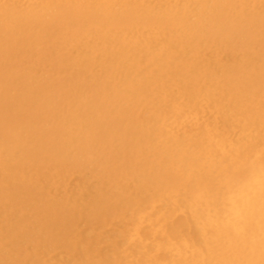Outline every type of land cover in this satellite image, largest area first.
<instances>
[{
    "label": "bare ground",
    "instance_id": "1",
    "mask_svg": "<svg viewBox=\"0 0 264 264\" xmlns=\"http://www.w3.org/2000/svg\"><path fill=\"white\" fill-rule=\"evenodd\" d=\"M252 1L192 0L165 9L159 5L157 9L150 8L137 0H36L26 9L9 0L0 2V206L18 202L16 209L23 212L26 204H31L24 213L37 219L31 224L17 218L6 226L0 264L16 262L22 254L17 243L20 240L43 239L53 244L52 248L58 245L60 249H73L65 241L67 229L73 225L69 215L82 214L88 209L87 204L96 209L97 215L129 209L135 190L130 192L123 187L125 196H117L112 191L118 185L98 191L95 197L93 194L87 203L83 201L80 210L75 208L73 199L63 205L43 202L38 197L43 190L39 177L30 178L26 172L28 165L79 168L93 158L112 166L111 179L116 182L128 178L141 182L146 189H165L168 197H179L187 212L200 222L202 232L193 228L196 239L177 245L180 252L191 251L189 258L180 255L168 260V264H264V154L262 159L255 157L264 135L257 140L254 136L246 141L240 139L238 144L235 142V150L226 149L227 141L219 145L221 148L217 146V153L211 135L207 140L173 135L171 129L178 124L181 111L162 110L154 99L156 95L162 100L166 84L181 85L178 68L196 75L200 81L215 76L219 81L214 89L220 90L225 100L220 106L227 115L224 117L238 116L243 122L240 129L258 130L264 124V51L256 56L245 54V62L220 69H205L202 63L192 65L187 61L189 55L213 43L220 49L237 47L246 52L255 45L249 41L244 47L241 40L254 36L256 45L264 48V11L258 13L249 7L248 11L246 3ZM160 34H166V39ZM56 40L62 45L75 44L80 50L76 60L72 61L71 56L69 62L56 54L63 53L62 45L59 46L51 69L54 76L63 73L64 79H41L35 69L29 68H38L53 59L51 52L47 57V51H43L46 47L41 46H52ZM38 45L41 51L35 53ZM25 58L29 59L24 63ZM96 68L99 73L93 71ZM192 81H186L191 86L183 87L180 97L187 98L193 106L196 100L209 98L211 88ZM201 129L205 132L206 127ZM22 178L26 180L24 186L6 196L10 191L6 192L3 183L13 184ZM76 259L74 264H87Z\"/></svg>",
    "mask_w": 264,
    "mask_h": 264
},
{
    "label": "rangeland",
    "instance_id": "2",
    "mask_svg": "<svg viewBox=\"0 0 264 264\" xmlns=\"http://www.w3.org/2000/svg\"><path fill=\"white\" fill-rule=\"evenodd\" d=\"M2 1L3 0H0V2H2ZM9 1L11 3H17L18 5H21L22 9H26L29 4H31L32 2H34L36 0H9ZM137 1H142L146 6H148L150 8L157 9L158 5H159V8L163 9L164 7L165 8L168 7V5L181 6V5L188 3L189 1L191 2L192 0H187V1L182 0L183 2L181 0H178V3H177V0H170V1L163 0V2L161 1L162 3L160 2V0H137ZM255 1H257V4L253 5L256 3ZM263 1L264 0H254V2L253 1L248 2L250 4V6H249V4L246 3V5H247L246 9L248 11L250 9L251 10L255 9L254 11H257L258 13L261 11L263 12L264 11V2ZM153 2L157 3V4L154 5ZM248 7L250 9H248ZM54 31L58 32L57 30H54ZM162 34H164V33H162ZM162 34H160L161 37L166 39V34L163 36H162ZM97 37H94V39H97ZM46 39H45V41H43V43L46 42ZM256 39L257 38L254 36V37H249L247 41H244V39L241 40V44L244 47L246 46V44L249 41H251V44L255 45V46L251 47L250 49H248L246 52L240 50L241 48L237 49V47H236V49H232V48L230 49V47H228V49H227V47L220 49L219 47L217 48L215 46V44L213 43V45L207 46L205 48H201L198 53L189 55L187 57V61L189 63H191L192 65H198V64L202 63V65L205 66V69H211V67L215 68V69H220L221 67L227 68V67H231V66H238L240 63L245 62L247 60V57L245 56V54H248L251 56H256L259 53H261L260 51H264V48L262 45H258V46L256 45V43H255V41H257ZM47 42H48V40H47ZM59 42H60V40H56L55 42L51 43L52 46H48V47L43 44L41 47H43V48L46 47V49H44L43 51H45V50L47 51V52H45V55L48 53V51H50L51 57L53 58L55 52L60 50L58 47L62 45ZM53 45L54 46L56 45L55 46L56 50L54 49ZM81 45H83V44H81ZM41 47H40V45H38L35 48V53L38 51H41ZM72 47H73V49L75 48L74 51H72L73 50V49H71ZM76 47H75V44H69L68 46L62 45L60 47L61 48L60 51H62L63 53L59 52L60 54L59 53H56V54L59 57H61V59H63V58L66 60L68 59L69 62L71 60L75 61L76 56L78 54V51L80 50L79 47H77V48ZM63 48H64V50H63ZM68 50L69 51L71 50L72 52L71 51L69 52ZM157 50H158V48H157ZM203 55H205V56H203ZM46 56L48 57L49 54H47ZM58 56H56V57H58ZM71 56H72V59H71ZM69 57L71 60H69ZM230 57L232 59L234 58V60H232ZM52 58H50V59H52ZM55 58H53L52 60H47L48 61L47 63H44L43 65H41L38 68L35 65H32V66H30V68L29 67L28 68L30 70L35 69L34 71L38 72L36 74L41 79H45L48 77L52 81L62 80V79H64L65 75L63 73H59V74H57V76H54L52 69H51V64L54 63L52 61ZM189 58H191V59H189ZM194 58H195V60H194ZM28 59L29 58H25L24 63L26 61H28ZM226 62H227V64H226ZM25 67H27V66L25 65ZM96 69H94L93 71H95L96 73H99L100 69H98V68H96ZM95 72H94V74H95ZM177 72L179 73V76H181V82H182L181 85L178 83H171L170 85L166 84L164 86L165 87L164 92L166 94L164 93L163 95L160 96V99L163 100L162 103H161L162 100L157 99V98H159V96H157V97H156V95L154 96V99L157 100L156 102H158V104L161 106V107L160 106H158V107H160L162 110H167V112H171V109L179 110V112L181 111V113H179L180 119L178 118V121H177L178 124H176L173 127V129H171V133L174 132V133H172L173 135H175L177 137H181V138L189 137L193 140H195L196 137H199L196 140H199V139L207 140V139H209V136L211 135L210 138L212 139V143H214L216 145V147L213 150H214V152L218 151L217 153H219V151H220V148H221L220 146L227 141L228 142L225 143L226 149L227 148H231V149L233 148L232 150H235L236 145L241 140L246 141V140H249L250 138H253V136H254L253 139L257 140L262 136V134L264 135V124L262 126H258L259 127V128H257L258 130H256L255 127L249 129L251 131H250V134H248L249 130H243V129H240V127H239L243 123L242 119L240 117L238 118V116H235V115H229L227 118L224 117L227 115L222 111V108L220 106H223V103L225 100L223 98L222 92L219 90L221 92L220 93L219 91L214 89V86H216V84L218 83L219 78H217V77L215 78V76H207V77H204L203 79H201V81H200L198 79V77H196V75L188 74L187 72H183L180 68L177 69ZM61 75H63V76H61ZM191 79H193L192 83L200 82V84L204 85V86H207V84H209V87L211 88L209 90V98H203V99L200 98L198 101L196 100L194 102V104L195 103L196 104L193 106L188 102L187 98L180 97V96H182L183 87H185L186 85H187V88L189 86H191V85H189L190 83L186 82V81L191 80ZM186 83H188V84H186ZM175 87L179 91L177 89H175ZM194 87H196V86H194ZM172 88H174V89L172 90ZM167 91H169V93ZM218 92H219V94H218ZM170 93L173 96H170L169 95ZM174 94H175V96H174ZM168 96H169V99H167ZM178 97H179V99H178ZM170 102H172L173 104ZM204 102H205V104L206 103L207 104L205 105ZM188 103H189V105H187ZM174 105H175V107H174ZM199 106L202 108L200 109ZM214 106H216V107H214ZM217 106H218V108H217ZM178 107H180V109ZM181 107H182V109H181ZM207 107H209V108H207ZM219 107H220V110H219ZM169 109H170V111H169ZM183 109H185V110L182 111ZM174 110H172V111H174ZM189 110H191V111H189ZM202 111H204V112H202ZM209 111H212V112H210L212 115H214L213 112H215L216 114L214 116H211ZM191 112H192V115H191ZM207 112H208V114H207ZM141 113H145V112H141ZM147 113H148V111L146 112V114ZM185 113H187V115ZM194 113L196 116L194 115ZM196 113L200 114V115H197ZM189 114H190V116H189ZM217 114H218V117H217ZM142 115H144V114H141L140 116L142 117ZM185 115L187 117H185ZM200 116H201V118H200ZM222 116H223V118H222ZM205 117H208V118H205ZM219 117H220V120H219ZM198 118L201 119V123L199 121L200 119L197 120ZM225 119L228 120L227 121L228 124H226L227 126L225 125ZM232 119L235 121H233ZM194 120H196V121H194ZM193 121H194V123H193ZM217 121H218V123H217ZM199 123L201 125L203 123V127L200 126ZM206 123H208V124H206ZM236 123L238 126L235 125ZM196 124H197V127H196ZM214 124H216V125H214ZM179 126H180V128H179ZM229 126H230V128H229ZM205 127H206V129H205ZM237 127H239V128H237ZM201 128H204L205 132ZM223 128H225V129H223ZM212 129L213 130L215 129L216 131L214 130L212 132ZM176 130L178 132H176ZM198 130H201L200 131L201 133H198L199 132ZM224 130H227V131H224ZM240 130H242V133L240 132ZM254 132L257 133V135ZM177 133H179V135ZM193 133H194V135H193ZM213 133H215V135H213ZM216 133H218V135ZM200 134H201V136H200ZM205 134H207V135L205 136ZM219 134L221 137L219 136ZM241 134H243V135H241ZM213 138H214V141H213ZM223 138L225 140L226 139L227 140L224 141ZM219 140H221V141H219ZM229 140L231 141V144H230ZM215 141H217V143ZM263 142H264V140H263ZM263 142L262 141L260 142L262 145L259 143L257 144L256 149L259 151L257 152V150H256L257 155L255 157L258 159H262V157H263L262 155L264 154V145H263L264 143ZM217 146L220 148H217ZM259 146H260L261 150L259 149ZM261 147L263 148V150ZM114 154H115V152H114ZM88 163L89 164H87V165H83V166H80L79 168H74V169L71 168V166H69V165H67L68 166L67 167V166H64L62 164L55 165V166L48 165V167L46 164L45 166L41 165L37 168H34L31 165H28V166H26L27 167L26 172H27V175L30 176V178H35L34 176L39 177L38 180L41 183L40 189H43V190L38 192L39 193L38 195L41 194L38 197L43 202L45 201L49 204H52V203H58L59 204L60 203L61 205H63V204H65V202H67V201L71 202L73 199L74 204H75V208L80 210L81 207L84 206L86 201L88 202L89 199H92L93 196L95 197L97 195L98 191L105 190L109 186L113 187L114 185L115 186L118 185L117 189L115 191H112V193H116L117 196H121V197L125 196L124 193L122 192V189H121L123 187L124 188L127 187L126 189L127 190L129 189L128 191H130V192L132 189L135 190L133 192V194L135 196L133 197V199L131 201V205H130L129 209L123 210L121 212H108L107 214H106V212L103 211L104 214L102 212H100L99 213L100 215L99 214L97 215V214H95L96 209L90 208L89 205L87 204L86 206L88 207V209L85 212H83L82 214L78 212V213H72L69 215V220H71L73 222L72 223L73 225L68 227L69 228V229H67L68 237L66 238L65 241L67 242L66 244H68V247H70L71 245L74 246L73 249H72V247L70 249H67V250L63 247H62V249H60L61 247H58V245L57 246L54 245L56 248H59L60 250L55 249L54 246H53V248L51 246L53 244L50 243V245H49V243H45L43 239H40L36 242H23L20 240L17 243L22 248V252H21L22 254L19 255L16 262H13L12 264H34V263H36V264H63V263L74 264V261L76 258H81L84 262L86 261L85 263H87V264H104V263L105 264H113V263L114 264H168V260H175L180 255L183 258H184V256H185V258H189L191 251L185 250L184 252H180L178 250L177 245L179 243V246H180V244L182 243L181 244V246H182L185 242L194 241V239H196L195 231L193 230V228L196 227L195 229L199 230V232H202L203 229H202V226L200 225V222L196 221L191 216L189 211L187 212L188 209L184 208V204L182 203V200L179 199V197L169 195V197L172 196L169 199L165 189H158V188L146 189L142 185L141 182L134 183V182L129 181L128 178L127 179L122 178L121 179L122 181L118 180L116 182L113 179H111L112 178V171H113V168L111 165H109V164L108 165H102L100 163V161L97 160L96 158L91 159L90 162H88ZM70 168H71V170H69ZM33 172H35V173H33ZM65 172H67L66 173L67 176L65 175ZM61 173H62V175H61ZM56 175H58V177ZM63 175H64V177H63ZM110 175H111V177H110ZM136 175H142V174H141V172H137ZM60 177L61 178L63 177V178L61 179ZM57 178H60V181ZM45 179H46V181H45ZM65 180H67V181H65ZM33 181H36V180H33ZM51 181H53V182L51 183ZM25 182H26V180L24 178H22L20 180H17L16 183L13 182V184L6 183L8 186L3 183L2 187L4 186L3 188L6 190V192L10 191L9 193H6V196L13 193L12 192L13 190H16L18 188L23 187ZM53 183L56 187L53 185ZM53 186H54V188H53ZM10 188H12V189H10ZM54 189H55V191H54ZM44 191L48 194H46ZM85 191H87V192H85ZM74 195L76 197H74ZM67 196H68V198H67ZM166 197H168V198H166ZM44 199H47V201ZM58 200H60V201H58ZM77 200H78V203L76 202ZM83 201H85V202H83ZM19 205L20 204L18 202L12 201V204L7 203L3 206H0V219H2V220H0V246L3 243H5L4 242L5 240H3V239H4V236L7 235L6 234V231H7L6 226H9L10 224H12L14 219L18 218L17 220L30 221L31 224L35 223L37 220L36 217H34V215L29 214V213H24L25 210L27 209V207H30L31 204H26V207L23 208V209H25L23 212H21V211L18 212V210L16 209L17 206H19ZM14 214H15V217H12V216H14ZM26 214H29V215H26ZM17 215H19V216H17ZM85 216H87V217H85ZM75 217H78V218H75ZM83 217H84V219H83ZM74 219L78 220V221L76 220L77 223H75L76 221H74ZM80 221H82V222H80ZM30 222H28V223H30ZM74 225H76V226H74ZM36 227H37V229L45 230L43 227H40V226H36ZM69 234H71V236H73V237H71ZM76 239H77V241H76ZM181 240H182V242H180ZM80 244H84L86 246L80 247L79 246ZM64 249L66 251H63ZM96 251H98V252L96 253ZM86 253H88V254H86ZM89 253H91V254H89ZM94 253H96V254H94ZM185 253H188V254L185 255ZM71 254L73 256H71ZM187 255H188V257H187ZM136 259H138L139 261H137ZM99 261H101V262H99ZM111 262H113V263H111Z\"/></svg>",
    "mask_w": 264,
    "mask_h": 264
}]
</instances>
